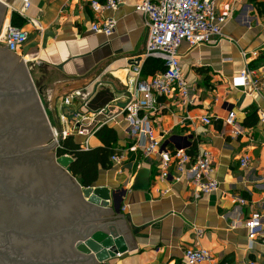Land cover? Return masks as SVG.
Masks as SVG:
<instances>
[{
  "label": "crops",
  "instance_id": "crops-1",
  "mask_svg": "<svg viewBox=\"0 0 264 264\" xmlns=\"http://www.w3.org/2000/svg\"><path fill=\"white\" fill-rule=\"evenodd\" d=\"M89 1L31 0L22 16L19 0H0L5 7L2 24L15 15L16 25L27 33L16 55L33 66L27 68L41 83L39 92L49 100L51 112L53 102L55 109L60 104L62 113L74 114H84L81 106L87 102L92 118L106 107L121 109L131 95H138L135 81L151 77L142 72L147 60L143 16L133 11L130 2L116 12H105L104 17L117 20L115 34L106 37L91 30L96 17ZM215 7L218 15L228 16L219 41L196 48L183 43L179 48L192 103L174 101L155 121V135L161 140L158 152L144 157L139 149L143 139L130 140L123 123L107 125L117 132L115 151L124 159L119 166L110 162L109 169L98 173L94 186L109 189L106 209L113 212L100 217L122 215L107 222L124 219L136 248L101 264H186L187 248L210 252L212 260L202 264H264V122L260 121L264 88L256 93L235 84L246 67L264 82V0H215ZM134 63L140 76L131 71ZM65 99H70L68 106ZM249 109L258 114L250 127L244 125ZM229 111L235 114L237 136L224 123ZM206 117L209 125L201 121ZM94 118L98 128L106 121V116ZM68 127L80 144L84 138L72 125ZM89 145L93 149L101 143L92 135ZM182 149L194 156L204 151L212 155L211 177L218 191L196 197L192 176L181 175L173 165L168 178L160 179L159 152ZM244 156L249 163L242 168ZM253 213L261 216V234L251 243L245 222Z\"/></svg>",
  "mask_w": 264,
  "mask_h": 264
},
{
  "label": "water",
  "instance_id": "water-1",
  "mask_svg": "<svg viewBox=\"0 0 264 264\" xmlns=\"http://www.w3.org/2000/svg\"><path fill=\"white\" fill-rule=\"evenodd\" d=\"M52 117L61 135L55 102ZM51 138L27 66L0 47V264H101L135 249L124 219L107 222L122 215L102 218L109 189L81 187Z\"/></svg>",
  "mask_w": 264,
  "mask_h": 264
},
{
  "label": "built area",
  "instance_id": "built-area-1",
  "mask_svg": "<svg viewBox=\"0 0 264 264\" xmlns=\"http://www.w3.org/2000/svg\"><path fill=\"white\" fill-rule=\"evenodd\" d=\"M19 1L22 4L20 15L23 16V12L30 7L31 0ZM129 2L132 3L133 11L143 16L144 26L147 29L144 58L162 62L166 70L147 79H137L135 88L138 95H131L121 109L116 108L110 111V108L106 107L96 112L95 116H106V121L100 124L99 128L104 125L120 126L123 123L124 131L130 140L143 139V144L139 145V149L144 157H149L156 154L161 146V140L155 135V121L174 101H181L185 106L192 103L189 99L190 88L179 63L180 46L186 43L189 47L196 48L217 43L221 38L222 26L226 23L228 16L216 13L215 0H90L89 10L96 17L91 30L111 37L115 34L117 20L113 17H104V13L116 12L122 5ZM29 23L36 30H41V26L36 21L29 20ZM26 40L27 33L24 30L12 25L10 21L5 24L0 42L8 52L18 53ZM131 71L135 76L141 75V69L136 63L131 65ZM235 84L256 93L264 88V82L254 70L247 67L239 73ZM69 100H64L66 106L69 105ZM81 109L85 110L84 114L63 111L59 117L61 135L55 129L52 130L54 137L62 141L66 137L73 136L70 133L72 130L68 127L72 125L77 136L84 138L79 144L80 147L87 151L90 149V136L94 135L99 128L95 124V116L93 118L90 116L91 111H89L87 102L82 104ZM87 121H90V124L85 126ZM201 121L205 125L210 124L209 117ZM260 121L264 122L262 114ZM224 123L232 129V135L237 136L240 133L235 127L233 111L227 113ZM93 126L95 129H92ZM262 134L264 136V127ZM158 155L157 168L160 179L168 178V169L173 165L181 175L192 176L193 194L196 197L218 191V183L211 177L213 158L209 152L204 151L194 156L182 149L174 152L161 151ZM123 159V154L115 151L110 157V162L119 166ZM248 163V156H244L240 161V166L245 168ZM240 203L244 204L245 201L241 200ZM245 227L248 230L249 241L253 243L261 234L260 214L253 213L245 222ZM183 258L186 264H202L212 260L210 252L200 248L185 249ZM247 264L259 263L250 261Z\"/></svg>",
  "mask_w": 264,
  "mask_h": 264
},
{
  "label": "trees",
  "instance_id": "trees-1",
  "mask_svg": "<svg viewBox=\"0 0 264 264\" xmlns=\"http://www.w3.org/2000/svg\"><path fill=\"white\" fill-rule=\"evenodd\" d=\"M16 16H11V24L15 23ZM166 70L162 62L147 59L143 66V74L154 76ZM258 114L254 109H249L244 125L250 127L257 123ZM94 136L100 141L101 146L84 151L73 136L63 139L55 150L56 157L68 156L73 161L69 168L71 174L77 179L83 188L93 186L100 171L110 168V157L114 154L118 142V135L115 129L109 126L100 127Z\"/></svg>",
  "mask_w": 264,
  "mask_h": 264
},
{
  "label": "rangeland",
  "instance_id": "rangeland-1",
  "mask_svg": "<svg viewBox=\"0 0 264 264\" xmlns=\"http://www.w3.org/2000/svg\"><path fill=\"white\" fill-rule=\"evenodd\" d=\"M4 26L5 24H2L0 26V37L1 35L3 34V30H4ZM0 47L4 48L3 44L0 42ZM28 68H31L33 66H31V64L27 65ZM29 72V70H28ZM33 73V72H32ZM30 75V79L32 81V84L34 85L36 91L39 93V99H40V102L42 103L43 107H44V110H45V113H46V116L48 118V121L50 123V126L52 129H55V125H54V122H53V117H52V112L51 110L49 109V100L46 98L45 95L41 94L39 91H40V84L37 83V80H35V78L33 76H31V73H29ZM56 113L58 116H60L62 114V111H61V106L59 103H57L56 105ZM72 133V132H70ZM55 139H58V137H54V138H51V140L48 142L49 144L53 143L55 141ZM77 180V179H76Z\"/></svg>",
  "mask_w": 264,
  "mask_h": 264
}]
</instances>
